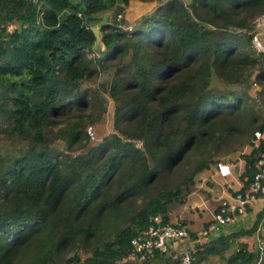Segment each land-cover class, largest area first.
<instances>
[{"label":"trees","instance_id":"trees-1","mask_svg":"<svg viewBox=\"0 0 264 264\" xmlns=\"http://www.w3.org/2000/svg\"><path fill=\"white\" fill-rule=\"evenodd\" d=\"M129 4L0 0V264H116L218 160L242 151V190L257 172L264 55L250 40L264 0H164L133 22ZM105 93L114 132L92 143ZM260 224L263 210L197 246L193 264H264V245L236 242Z\"/></svg>","mask_w":264,"mask_h":264},{"label":"built area","instance_id":"built-area-1","mask_svg":"<svg viewBox=\"0 0 264 264\" xmlns=\"http://www.w3.org/2000/svg\"><path fill=\"white\" fill-rule=\"evenodd\" d=\"M38 3L39 0H32ZM120 18L121 15H118ZM250 44L257 54L264 55V14L253 21ZM256 84V83H255ZM87 133L94 139L92 126H88ZM264 139V131L254 132L253 142L257 144ZM215 175L228 177L232 174L231 164L226 161H218L215 164ZM264 201V153L260 155L257 162V172L245 189L238 190L231 201L222 200L213 218L205 227L196 233L199 238H209L216 235L219 227L232 222L234 218L243 214L248 207L254 206L257 201ZM264 211V208L262 209ZM191 241V233L187 225L182 221H165L159 214L150 217L147 227L130 241V250L127 255L116 264H134L143 262L153 256L156 252L167 254L172 261L171 264H193L196 248L189 245L183 250H174L177 243ZM262 249V247H261Z\"/></svg>","mask_w":264,"mask_h":264},{"label":"rangeland","instance_id":"rangeland-1","mask_svg":"<svg viewBox=\"0 0 264 264\" xmlns=\"http://www.w3.org/2000/svg\"><path fill=\"white\" fill-rule=\"evenodd\" d=\"M164 0H152V1H141V0H130V4L126 9V17L130 22H133L140 16L146 14L148 11L156 8L160 2ZM189 2L190 0H184ZM110 73H102L99 79L96 82H91L90 85L95 86L97 83L109 81ZM251 81L254 80V76H252ZM262 86L259 84L252 83V85L248 88V92L251 97L256 98L257 100L262 98L260 94ZM104 104L106 107L105 113L100 122L92 124V131L94 132V139L90 138L92 143H96L100 141L104 136L113 133V111H114V103L112 99L105 93L103 94ZM140 145V143L138 144ZM60 146V145H59ZM249 152V149L247 150ZM237 158H242V151H237L221 160L218 161H226L232 164L234 174L238 172V166L235 165V160ZM215 164L210 166L209 171L204 170L199 173L195 178V185L193 187L192 193H190L186 201L184 203L174 202L170 206V220H175L176 218H184L187 222L194 225L195 227L202 226L207 220L210 219L209 209L214 208L217 205L216 199L218 194V189L220 190L221 186L214 182L211 177V174L215 175ZM210 179V180H209ZM202 183V186L199 184ZM212 188L213 192H209L207 189ZM216 191V193L214 192ZM214 195V196H213ZM260 208H253L252 211H260L264 208V201H260ZM229 222L225 225L219 227L221 230L231 229L237 222ZM261 235H264V227L259 226L258 230L249 237L239 238L236 242L248 240L249 247L256 248L258 247L259 240L264 243V240H261ZM259 239V240H258ZM260 242V244H261ZM261 244V245H262ZM236 245V244H234ZM230 252H227L229 254ZM225 259L219 256H211L208 260L202 261L200 264H224Z\"/></svg>","mask_w":264,"mask_h":264},{"label":"crops","instance_id":"crops-1","mask_svg":"<svg viewBox=\"0 0 264 264\" xmlns=\"http://www.w3.org/2000/svg\"><path fill=\"white\" fill-rule=\"evenodd\" d=\"M150 12V11H148ZM229 163V162H228ZM235 165L238 166V172L237 174H234L233 172V168H232V174L228 177H220L219 175H213L211 174V177L214 182H216L217 184H219L221 187V189H218V194L217 195V205L212 208L209 209V214H210V219L207 220L202 226L200 227H195L193 224H190V222H187L184 218L180 217V218H176L175 220H170V218L168 219L169 222H178V221H182L185 225H187L188 229L190 230L191 233V241H182L177 243V245L174 247V250H183L185 248H187L189 245H193L195 248L197 246L203 245L205 243H208L209 241L221 236V235H228L232 232H237L241 229H247L250 226L253 225V223L257 220V214L262 211H252L253 208H260L259 204H260V200L257 201L255 203L254 206L248 207L246 209V211L243 214H239L235 217V222H237L236 225H234L231 229L228 230H219L216 235L211 236L209 238H199L196 236V233L201 230L203 227H205L207 225V223L213 218V214L217 211L220 203L222 200H227V201H231L232 200V196L240 189H242L244 187V182L241 180V174L244 172L245 169V160L241 159V158H237L235 160ZM232 167V164H231ZM215 170V169H214ZM209 171V170H207ZM216 171V170H215ZM210 180V179H209ZM203 184L200 183L199 186H202ZM209 192H213L212 188L207 189ZM216 193V191H214ZM192 193V192H191ZM214 196V195H213ZM169 217H170V211H169ZM234 222V220L232 221ZM252 236V235H251ZM243 237H249V236H242L240 238ZM239 239V238H238ZM259 240V239H258ZM262 240V239H261ZM243 242H247L248 240L246 239ZM258 248L263 247L264 243L262 244V242L259 240L258 241ZM261 242V244H260ZM257 248V247H256ZM148 261H151L150 264H170L171 260L168 258L167 254H157L150 256L149 259H147ZM142 263V262H140ZM139 262H135L134 264H140Z\"/></svg>","mask_w":264,"mask_h":264},{"label":"water","instance_id":"water-1","mask_svg":"<svg viewBox=\"0 0 264 264\" xmlns=\"http://www.w3.org/2000/svg\"><path fill=\"white\" fill-rule=\"evenodd\" d=\"M119 3H122V0H118ZM108 18H109V13H106L105 15L101 16V22L94 28H92L95 37H96V44L94 45V50L98 51V50H104L105 45L102 41V35L100 32V27L104 24H106L108 22ZM88 20V16H85V22H87Z\"/></svg>","mask_w":264,"mask_h":264}]
</instances>
